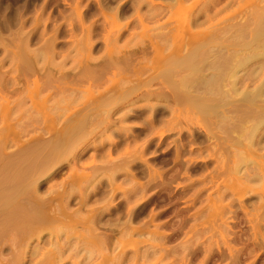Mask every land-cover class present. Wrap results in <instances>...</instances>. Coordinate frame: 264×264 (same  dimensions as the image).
<instances>
[{
    "label": "rangeland",
    "instance_id": "obj_1",
    "mask_svg": "<svg viewBox=\"0 0 264 264\" xmlns=\"http://www.w3.org/2000/svg\"><path fill=\"white\" fill-rule=\"evenodd\" d=\"M226 1L0 0V166L73 133L36 192L19 195L34 228L0 224V264H21L24 250V264H264V179L224 172L219 157L242 172L254 163L225 124L168 101L172 88L153 78L172 37L193 43L249 9L238 0L216 14ZM206 9L214 18L189 31ZM165 105L179 113L159 114Z\"/></svg>",
    "mask_w": 264,
    "mask_h": 264
},
{
    "label": "bare ground",
    "instance_id": "obj_2",
    "mask_svg": "<svg viewBox=\"0 0 264 264\" xmlns=\"http://www.w3.org/2000/svg\"><path fill=\"white\" fill-rule=\"evenodd\" d=\"M235 1L238 0H227L223 8H216L215 13H222ZM246 1L249 9L227 21L228 24L220 26L219 21L204 30L193 32L192 27H201L216 15L210 9L197 13L188 28L193 33H201L202 37L193 43L172 37L168 41L170 51L164 65L158 69L159 73L153 75V78H161L163 84L172 88L171 96L166 98L168 101L178 103L189 100L191 108L204 117L215 116L231 132L229 136L235 144L247 151L254 163V168L247 169V172L239 169L240 162L227 169L224 157L218 158L222 170L239 174L238 180L244 177L264 179V0ZM151 44L153 58H157L161 47L156 42ZM30 97L32 104L36 105L32 93ZM178 110L165 105L159 109V114L170 112L177 115ZM202 130L209 140L216 138L213 127L204 126ZM72 135L64 132L58 142H50L53 148L43 156L37 152L25 155L26 151L17 157L6 154L9 160L0 166V224L5 228L12 227V223L18 227L29 225L30 229L34 228L33 223H24V220L34 218L22 212L18 205L19 195L30 187L36 192L39 174L58 157V146L65 147L72 141ZM237 155L241 160L247 159L242 153ZM3 156L0 152V158ZM44 201L37 205V221H42L48 215L53 197L49 196ZM90 221L91 218L87 217L86 226L93 231V241L102 243L94 226L100 221L95 220L93 225ZM36 254L38 249L30 252L32 258ZM27 255V251H22L21 264H24ZM121 255L117 253L110 257L117 260ZM56 259L58 257L47 259L44 264H56ZM117 264H120L119 260Z\"/></svg>",
    "mask_w": 264,
    "mask_h": 264
}]
</instances>
